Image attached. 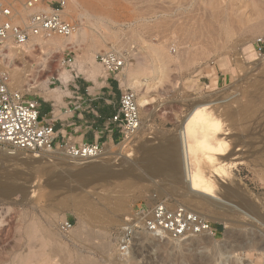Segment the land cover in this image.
<instances>
[{
  "label": "rangeland",
  "instance_id": "obj_1",
  "mask_svg": "<svg viewBox=\"0 0 264 264\" xmlns=\"http://www.w3.org/2000/svg\"><path fill=\"white\" fill-rule=\"evenodd\" d=\"M26 1L0 0L23 10L21 18L15 19L21 26L34 12L48 10L43 6L25 12ZM92 1L68 2L64 16L82 30L80 37L74 34L70 49L52 55L49 49L36 46L37 41L30 50L12 45L16 53L11 72L28 68L33 73L23 89L13 80L11 87L20 89L27 99L59 98L71 78L69 57L75 59L74 73L89 70L95 76L102 69L98 56L115 52L126 58L118 76L123 89L148 103L139 106L140 128L131 141L102 148V153L110 149L113 156H129L109 159L108 165L116 166L120 175L68 174L65 170L89 164H72L62 155L67 154L63 149L55 151L61 156L47 160L13 155L6 164L2 161L6 153L0 154L2 194L32 187L27 201L19 195L0 198V264H83L86 258L94 264H222L227 258V264H264V55L255 50V42L264 40V0ZM62 74L70 78L59 80ZM204 102L210 104L234 155L224 165L231 176L219 179L221 191L212 198L223 208L212 205L210 213L232 226L211 222L216 236L202 234L167 245L140 232L138 245L133 241L128 250H122V224L133 208L147 209L167 201L202 212L196 199L187 196L182 179L166 171L172 155L152 156L156 161L152 166L165 169L161 176L152 174L145 158L148 150L179 145L181 126ZM138 161L144 163L136 167ZM194 163L193 170L198 166ZM203 165L211 170L204 160ZM66 223L72 226L68 230L63 228ZM105 244L110 248L105 249ZM241 246L247 250H235Z\"/></svg>",
  "mask_w": 264,
  "mask_h": 264
},
{
  "label": "built area",
  "instance_id": "obj_2",
  "mask_svg": "<svg viewBox=\"0 0 264 264\" xmlns=\"http://www.w3.org/2000/svg\"><path fill=\"white\" fill-rule=\"evenodd\" d=\"M68 2L69 0H27L23 4L26 12L43 6L48 7V10H39L29 15L24 26L15 23L18 15L14 7L0 2V62L9 44L21 48L33 37L57 35L66 38L76 33L77 22L64 16ZM255 50L259 56L264 55V40L255 42ZM97 60L104 71L111 75L121 74L126 66V58L115 52L101 54ZM66 63L74 70V58L69 57ZM112 121L119 129V142L130 141L136 136L141 125V115L138 96L134 91L123 89L118 113ZM55 139L54 126L40 118L39 103L34 99H27L21 91L14 90L10 85L9 75L0 73V151L39 156L44 152L63 149L81 159L82 163H87L97 158L103 150V146L98 144L67 146L65 143L57 146ZM71 227L69 223L63 226L64 230ZM140 232L165 235L173 240H183L206 232L216 236L210 222L183 205L167 201H160L147 209L137 207L130 211L122 224V250H128L133 244L134 236Z\"/></svg>",
  "mask_w": 264,
  "mask_h": 264
},
{
  "label": "bare ground",
  "instance_id": "obj_3",
  "mask_svg": "<svg viewBox=\"0 0 264 264\" xmlns=\"http://www.w3.org/2000/svg\"><path fill=\"white\" fill-rule=\"evenodd\" d=\"M100 1L102 3L104 0H100ZM15 11H17V10H15ZM22 12H23V10L20 12L17 11L18 20L21 18ZM25 21L26 20L22 21V23H25ZM81 31L82 30H80V31L78 30L74 34H77V35L79 34V37H80ZM74 34L70 37L64 38L66 40H69L67 42L63 41L57 35H56L57 37H39V36L33 37V38H31V39H33V41L32 42L29 41L30 43L28 42L29 44L27 43L25 45V47L24 46L23 47L25 49L27 48L28 50H30V49L36 48V46H38V45H41L40 47L45 48V49L47 48V50L49 49V51H51L52 55L53 54L58 55L63 50L71 48L70 46L73 43V42H71V40L75 37ZM36 41L39 42V44H37L35 46L34 42H36ZM15 49L16 48H14L12 46V44H9L7 51L5 52L4 57L0 62V72L1 73L5 72L9 75L10 85H11V81L13 80L14 84H16L20 89H23L21 86L24 85L28 81L29 74L33 73V71H31V69L27 68V69L21 70L20 72H13V73L11 72V68L13 66L12 64L14 61V55L16 53ZM122 56L125 57L124 55H122ZM69 78H70V75H68V74H62V76H59V80H67ZM13 83H12V85H14ZM140 99L138 100V104L140 107H144V106L148 105V103L144 99L143 100H140ZM244 106H246V105H244ZM250 109H251V105H250ZM212 110H213V108H212ZM239 112H240V110H239ZM212 115H213V113L211 112L209 103L204 102L203 104L196 105L192 114H190L189 117H187L186 121L184 122V124L181 126V128L179 130V139H176V140H179V142L177 141L179 143V145H169V147H167V148L164 146H161L159 148L152 149V151L148 150L146 153L145 159L149 163H151V166H148V167L151 170H154V172L152 174L154 176H159V175L161 176V175L165 174V171H164L165 169H161L159 167L152 166L156 162L152 156L153 155L154 156L155 155L162 156V155H167V154L172 155V163L167 167L166 171H168L170 173L169 175H171L174 179H176V180H178L179 178L182 179V181H183L182 183L184 184L185 189L188 191L187 196H190V198L196 199L195 204L198 205V207L201 209L202 212H195L194 210H192L193 208L192 209L190 208V210L194 211L195 213L200 215V217L202 219H204L210 223L211 222L223 223L226 228H229L230 226H232V222H229V220H227L225 218L217 217V216L210 213V207L212 205L215 207H218V208H223L220 205V203L216 202L213 199L217 195V193L219 191H221V190H219L220 189L219 186L221 184L218 186V184L220 183L219 179L231 176V174L226 172V170L224 169V165L226 164L227 160H229V158L233 155V154L230 155L229 148H228L230 145L229 146L227 145L226 139L228 137L225 139L224 138L225 135L220 134L221 124L219 125V123L217 122L218 120L213 119L214 117ZM201 133H202V135H200ZM226 136H227V134H226ZM213 141L215 142V145L212 143ZM126 142H129V141H126ZM55 151L56 150L50 151V152H44V153H41L39 156H34V157L44 160V158L46 159L47 157H51V155L52 156L53 155H56V156L60 155V153H58V151L57 152H55ZM4 153H9V152L6 150L0 151V154H4ZM177 153H178V155H177ZM18 154L21 155L22 153L15 152L14 154H11V155L17 156ZM62 155L68 156L70 158V160L73 162L72 164H76V165L89 164V165L84 166V167H90L91 168L90 170H95V171L98 170V167H101V166H103L105 169V167L108 166V163H110L109 159L114 158V156H115V155L113 156V153L110 149H107L103 153L101 151V154L97 158H95L94 160H91L90 162H87V163H82L81 159L79 160V159L75 158L69 151H67V154L62 153ZM125 157L129 158L128 155L123 156L122 154H118L117 156H115V158H117V160H119V159L123 160V159H125ZM132 160H134V159H132ZM146 160H144V161H146ZM203 160L206 163H208L209 166H211L210 171L205 170L204 166L206 167V165H203ZM94 162H99L100 164L95 165V164H93ZM193 162L198 164V166L195 170H193L194 168H192ZM142 163H144V162L143 161L135 162L136 167L137 166L139 167ZM225 167H227V166H225ZM104 169H99L100 172H97V173L83 174L80 177H83V176L98 177V176L102 175ZM124 171H125V174H127V173H129L130 169H127ZM89 172H94V171H89ZM120 174H121V172L119 173V175ZM224 185H226V184H224ZM224 185H223V187H224ZM229 189H231V188L229 187ZM229 193H230V191H229ZM0 194H2L1 190H0ZM152 206H154V205H152ZM122 208H123V203L120 204L119 206H117L116 212H120V210ZM205 211H208L209 217L203 214V213H205ZM43 233H44V231H43ZM204 234H206V236H208V237L212 235L211 232H206ZM44 235H46V234H44ZM152 235L153 236L151 237V240L154 242L160 243V244L167 245V244H170L171 240H173V239H167L165 237H161L157 234H152ZM141 237H143V236H141L140 234L139 235L137 234L136 238L134 239V241H135L134 246L135 247L138 245V242L141 241L140 240ZM192 237L195 238V236H191L189 238L183 239V241L190 240V238H192ZM109 244H105V249L110 248L111 245H109ZM47 254L48 253H46V255ZM42 257H45V255H43ZM86 259L83 260V264H94L93 262L88 261Z\"/></svg>",
  "mask_w": 264,
  "mask_h": 264
},
{
  "label": "crops",
  "instance_id": "obj_4",
  "mask_svg": "<svg viewBox=\"0 0 264 264\" xmlns=\"http://www.w3.org/2000/svg\"><path fill=\"white\" fill-rule=\"evenodd\" d=\"M70 72L71 78L59 98L34 99L39 103L40 118L54 126L57 146L104 147L118 143L120 133L112 119L118 113L123 91L120 74H108L103 68L95 76L89 70Z\"/></svg>",
  "mask_w": 264,
  "mask_h": 264
},
{
  "label": "water",
  "instance_id": "obj_5",
  "mask_svg": "<svg viewBox=\"0 0 264 264\" xmlns=\"http://www.w3.org/2000/svg\"><path fill=\"white\" fill-rule=\"evenodd\" d=\"M10 156H12L10 153H6V156H3L4 157V159H2L3 164H6V163L10 162V160H11L9 158ZM32 162L36 163L37 161L33 160ZM94 164L95 165H99V163H94ZM90 169H91L90 167L74 168V169L65 170V172L68 173V174H71L73 176L80 177L83 174H87V173L91 174V173L100 172L99 169H104V167L103 166L98 167V170H96V171L95 170H90ZM89 171H94V172H89ZM120 172L118 171V168L116 166L108 165L107 167H105V169L103 170L102 174L107 173V174H110V175H119ZM31 189H32L31 186L18 187L16 189H14L12 192H7L5 194H0V198H2L3 200H9V199H12L14 196L19 195V196H21L23 198V201H27V200H29V198L31 196ZM235 250L236 251L239 250L241 252H244V251L247 250V247L241 246V247H237ZM261 250H264V247ZM228 259L229 258H227L225 261H223L222 264H227L228 263Z\"/></svg>",
  "mask_w": 264,
  "mask_h": 264
}]
</instances>
